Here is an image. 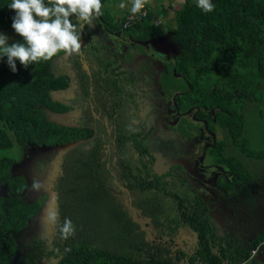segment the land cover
<instances>
[{
    "label": "trees",
    "instance_id": "obj_1",
    "mask_svg": "<svg viewBox=\"0 0 264 264\" xmlns=\"http://www.w3.org/2000/svg\"><path fill=\"white\" fill-rule=\"evenodd\" d=\"M211 2L215 5L212 12H204L197 0H185L173 10L174 27L170 28L183 51L178 70L201 100L231 111V116L222 117V127L233 151L226 154V143L221 140L214 162L237 180L247 182L253 174L244 159L264 162V110L257 132L247 124L249 104L256 101L264 107V0ZM10 3L0 0V26L5 29L12 27L15 15L8 7ZM131 7L132 2L125 14ZM146 7V16L135 26H149L156 14L166 16L171 4H160L157 12L147 3ZM17 41L24 42L22 38ZM16 65L14 73L7 57L0 58V264H252L250 253L256 246L261 252L260 264H264V229L248 238L246 245L227 231L222 236L201 197L194 201L195 206L179 204L182 222L197 233L196 249L181 250L176 256L167 248L150 251L145 234L114 202L98 163L91 156L83 157L79 150L57 179L58 219L51 242L33 237L24 253L15 257L13 233L27 225L41 200L27 201L24 177L11 170L16 158L2 152L28 143L53 144L67 138L66 130L46 119L40 108L41 103L48 104L49 88L57 81L50 72V61L34 62L25 68L17 60ZM217 185L229 194L235 191L231 181L218 178ZM142 212L155 222L163 213L158 206ZM65 218L71 219L76 228L75 235L66 240L60 233ZM178 224L171 226V234Z\"/></svg>",
    "mask_w": 264,
    "mask_h": 264
},
{
    "label": "flooded vegetation",
    "instance_id": "obj_2",
    "mask_svg": "<svg viewBox=\"0 0 264 264\" xmlns=\"http://www.w3.org/2000/svg\"><path fill=\"white\" fill-rule=\"evenodd\" d=\"M101 3L102 15L82 32L81 54L68 56L61 52L50 60V72L57 81L49 88L48 104L41 103L40 108L46 119L47 109L59 116V122H50L66 130V140L30 144L37 148L54 147L42 169L46 167L50 172V160L53 164L58 157L57 179L64 175L78 150L83 157L91 156L98 163L114 202L127 211L145 234L150 251L167 248L173 256L181 250L192 252L197 240L182 222L179 204L195 206L194 201L201 197L208 204V214L219 234L224 236V219L220 216L219 221L214 219L218 213L214 210L217 198H211L207 189L210 187L200 177L213 175L218 189L225 192L217 185L218 178L231 181L234 189L235 184H244L214 162L221 140L226 143V154L233 151L222 127V117L231 116V111L201 100L178 70L182 48L175 41L172 28L162 27L159 14L149 26L142 23L137 27L134 24L143 17L138 21L126 20L130 0H101ZM9 29L13 28L0 26V31ZM69 143L73 145L62 154L59 146ZM216 169L228 173L234 181L221 172L216 176L213 174ZM22 176L26 182L24 194L30 178ZM251 181H255L254 177ZM54 182L57 191L59 180ZM258 203L257 209L261 208ZM156 206L163 211L158 222L142 212ZM135 210L134 216L131 212ZM175 222L179 224L171 234ZM146 226L155 229L158 238L149 240L144 231ZM183 234L193 241L192 248L187 239L186 244L181 241ZM259 255L258 249L251 257L252 263Z\"/></svg>",
    "mask_w": 264,
    "mask_h": 264
},
{
    "label": "rangeland",
    "instance_id": "obj_3",
    "mask_svg": "<svg viewBox=\"0 0 264 264\" xmlns=\"http://www.w3.org/2000/svg\"><path fill=\"white\" fill-rule=\"evenodd\" d=\"M184 1L185 0H147V4L149 8H152L155 11L158 9L160 4H171V8L168 7L167 9L169 10V15L167 14V16H161L160 24L163 28H167L168 26L174 27V21L172 20L171 15L173 14V10L183 4ZM130 2L132 1L130 0ZM0 32L9 37V44L14 43L19 38L23 39V37L17 34L14 29L1 30ZM261 110H264V107L260 106L259 102L252 101L249 104L247 124L252 131L257 132L260 129L259 121L261 120ZM258 134H261V132L259 131ZM15 147H13L11 150L9 149L8 151H3L2 153H7L9 154V156L16 158L11 167L13 173L20 172V174H25L30 178L27 184L28 187L24 192L27 201H31L34 198H39L41 200V205H44L49 198H53V187L55 183L54 181L57 180V176L60 173V170H58L57 167V162H59L58 157V161H55L53 164H50V160L48 165L50 172L45 170L46 167L42 169L46 164L44 160L47 161L51 158L53 153L52 149L54 147L50 148V146L46 145L45 147L37 148L30 143L18 146L17 148ZM244 161L247 162V167L252 171L255 181H251L247 186H244L245 182L244 184H235L236 187L233 194H229L227 191L225 192L219 190L216 186L213 175L210 174L208 176L200 177L201 181H204V183L210 187H207V189L208 194L211 196V198H217L214 201V204L216 206L214 210H217L218 213L215 214L214 219L219 221L220 217L223 218L225 224H223L222 230L226 229V231L232 236H237L238 238H240L242 244H245V241L248 238H250L254 234H257L262 230V228H264V162L259 163L258 160H249L247 158H245ZM217 172H221V174L224 173L225 177H227L229 180L234 181L233 177L228 173H225L224 171L217 170L213 172V174H216L217 176ZM34 183H38L40 185L39 189L33 188ZM40 195L43 196L40 197ZM209 195L206 197H209ZM220 197H223L224 199H220ZM257 201L259 202L258 204H261V208L259 209H257L256 207ZM41 212L42 213H39L38 211L33 217H31L27 225L23 229L13 233L17 244L15 257L20 256L24 253V251L27 249L26 243H28V241L33 237H42L49 240V238L53 235L56 223L49 222V212ZM135 213L136 210L131 212V214H133L134 216ZM144 229L149 240L158 238L155 229L149 226L144 227ZM186 239L187 244H189L190 248H192L191 245L193 241H189L190 238L188 239V237L184 236L183 234V237H181V241L185 243ZM168 248L170 251H172L170 249L171 247L168 246ZM260 263H262V258L259 255V257L255 259V262L252 264ZM41 264H48V262L42 261Z\"/></svg>",
    "mask_w": 264,
    "mask_h": 264
},
{
    "label": "clouds",
    "instance_id": "obj_4",
    "mask_svg": "<svg viewBox=\"0 0 264 264\" xmlns=\"http://www.w3.org/2000/svg\"><path fill=\"white\" fill-rule=\"evenodd\" d=\"M146 3L147 0H132L131 12L139 13ZM197 6L206 13L215 8L211 0H197ZM8 7L15 11L11 26L24 40L9 44V37L0 32V58L7 57L14 73L17 60L28 68L34 62L50 61L61 52L68 56L80 55L85 26L102 15L101 0H11ZM39 187L38 183L33 184V188ZM57 218L55 211L49 212L50 223H56ZM75 231L71 219L65 218L60 227L61 238L66 240Z\"/></svg>",
    "mask_w": 264,
    "mask_h": 264
},
{
    "label": "water",
    "instance_id": "obj_5",
    "mask_svg": "<svg viewBox=\"0 0 264 264\" xmlns=\"http://www.w3.org/2000/svg\"><path fill=\"white\" fill-rule=\"evenodd\" d=\"M46 114H47V119L48 120L59 122V116L57 114L52 113L48 109L46 110ZM72 145H73L72 143H69V144L64 145V146H59V149H61V153L63 154ZM38 211H39V213H42L41 211H45V213H48L50 211H55L57 213V211H58V194H57V191L56 190H53V198H49L45 202L44 205H40V208L38 209ZM56 224H57V221H56ZM187 229H189L191 231V233H193L194 240H197V233H196V231L192 230L189 226H187Z\"/></svg>",
    "mask_w": 264,
    "mask_h": 264
},
{
    "label": "built area",
    "instance_id": "obj_6",
    "mask_svg": "<svg viewBox=\"0 0 264 264\" xmlns=\"http://www.w3.org/2000/svg\"><path fill=\"white\" fill-rule=\"evenodd\" d=\"M146 14H147V8L144 6V8L139 13H136V14H133L132 12L128 13L126 20L127 21H138L142 17H144ZM258 249H259V246H256L255 248H253L251 250L250 255L254 256L257 253Z\"/></svg>",
    "mask_w": 264,
    "mask_h": 264
},
{
    "label": "bare ground",
    "instance_id": "obj_7",
    "mask_svg": "<svg viewBox=\"0 0 264 264\" xmlns=\"http://www.w3.org/2000/svg\"><path fill=\"white\" fill-rule=\"evenodd\" d=\"M127 16V15H126Z\"/></svg>",
    "mask_w": 264,
    "mask_h": 264
}]
</instances>
